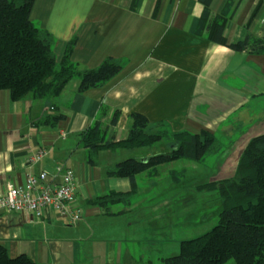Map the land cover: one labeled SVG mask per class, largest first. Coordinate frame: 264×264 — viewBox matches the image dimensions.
<instances>
[{
	"label": "crops",
	"instance_id": "obj_1",
	"mask_svg": "<svg viewBox=\"0 0 264 264\" xmlns=\"http://www.w3.org/2000/svg\"><path fill=\"white\" fill-rule=\"evenodd\" d=\"M227 2L211 0L210 16L220 14ZM202 10L200 0L34 1L30 19L53 35L58 60L74 39L71 60L80 69L95 68L108 57L123 65L103 86L85 91L79 90L77 77L42 99L28 94L13 100L0 89V195L22 185L28 174L51 176L62 165L76 174L75 204L82 212L73 223L54 213L38 220L1 214L0 246L10 258L26 255L35 264H163L173 256L168 251L179 253L190 215H172L168 191L174 182L168 179L173 171L161 172L170 162L153 174H137L129 203L113 205L107 213L93 199L132 187L126 177L108 176L107 167L158 152L152 146L90 155L81 139L96 121L105 140L124 139L132 113L147 119L148 132L164 122L172 131L216 135L234 115L241 124L255 117L247 116V109L264 111V54L235 51L198 34ZM231 11L224 32L228 43L247 34L264 37V0H235ZM56 114L61 117L54 124L40 122ZM39 149L47 155L28 163ZM173 232L180 233L178 238Z\"/></svg>",
	"mask_w": 264,
	"mask_h": 264
},
{
	"label": "trees",
	"instance_id": "obj_2",
	"mask_svg": "<svg viewBox=\"0 0 264 264\" xmlns=\"http://www.w3.org/2000/svg\"><path fill=\"white\" fill-rule=\"evenodd\" d=\"M35 0H0V89L10 92L13 100L30 94L42 99L57 95L72 78L79 79V90L103 86L122 68L123 63L111 57L97 67L80 69L71 60L72 39L60 60L54 52L55 38L31 21L30 12ZM211 0H200L203 10L197 33L206 34L210 41L235 51L264 54V37L247 34L241 41L228 43L224 34L227 20L233 15L235 0H228L220 14L210 16ZM115 111L111 124H116ZM61 116L44 117L40 122L54 124ZM131 126L124 139L105 140V131L96 121L84 133L82 144L89 154L99 150L138 149L166 142L170 151L145 159L129 158L107 167V175L126 177L131 190L111 191L96 197L92 203L110 213V207L129 203L134 193L135 176L147 171L153 174L157 166L176 160L203 162L205 157L223 149L217 136L210 131L191 133L172 131L164 122L148 132L147 119L138 113L130 114ZM92 157V156H91ZM172 176L176 180V173ZM197 191H212L218 195L220 211L217 224L194 238L180 242L179 253L163 260V264H264V133L250 138L239 155L234 175L212 180L196 187ZM0 264H35L26 255L10 258L0 246Z\"/></svg>",
	"mask_w": 264,
	"mask_h": 264
},
{
	"label": "rangeland",
	"instance_id": "obj_3",
	"mask_svg": "<svg viewBox=\"0 0 264 264\" xmlns=\"http://www.w3.org/2000/svg\"><path fill=\"white\" fill-rule=\"evenodd\" d=\"M245 113L247 116L255 115V117H248L247 122L244 120L239 124L236 121V115H234L230 123L222 126L217 132V139L223 147L221 151L207 155L204 161L200 163L181 159L161 167L163 176L170 169L176 173V182L180 181L175 184L174 177L170 175L168 183L170 185L171 181L174 183L172 184V191L169 190L168 194L173 197L172 206L170 207L172 215L180 217L183 213L185 216L187 214L190 215V229L185 233L184 239L194 238L205 233L217 224L218 220L220 204L218 203L217 193L205 190L197 191L196 187L212 180L232 177L235 172L236 161L250 138L264 133V111L262 113L256 111V114H254L255 112L247 109ZM224 129H228L229 133L225 132ZM154 147H156L157 154L167 153L171 148H168L166 142H158ZM202 213L206 220L200 218ZM173 234L175 238H178L177 236L180 233L173 232ZM176 243L177 241H174V245ZM171 247L173 248L172 244H170L168 249ZM166 254H168L167 256L176 255L178 254V249L172 253L168 251Z\"/></svg>",
	"mask_w": 264,
	"mask_h": 264
},
{
	"label": "built area",
	"instance_id": "obj_4",
	"mask_svg": "<svg viewBox=\"0 0 264 264\" xmlns=\"http://www.w3.org/2000/svg\"><path fill=\"white\" fill-rule=\"evenodd\" d=\"M46 155L45 149H39L30 154L27 161L32 163ZM77 185L74 170L62 165L56 166L51 176L45 172L28 174L22 185L10 186L0 195V215L28 214L38 220L47 213H54L64 217L68 223H73L82 216L75 204Z\"/></svg>",
	"mask_w": 264,
	"mask_h": 264
}]
</instances>
